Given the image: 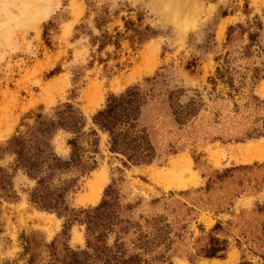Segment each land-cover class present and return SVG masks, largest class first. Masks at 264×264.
I'll use <instances>...</instances> for the list:
<instances>
[{
    "label": "rangeland",
    "instance_id": "374dc122",
    "mask_svg": "<svg viewBox=\"0 0 264 264\" xmlns=\"http://www.w3.org/2000/svg\"><path fill=\"white\" fill-rule=\"evenodd\" d=\"M178 1L0 0V264L80 253L79 212L107 194V246L127 258L264 264V0H188V17L172 20ZM137 86L139 116L120 128L148 163L113 152L94 121ZM66 104L82 128L52 134L68 162L53 186L74 187L67 211L43 210L38 178L3 150ZM212 239L226 250L207 258Z\"/></svg>",
    "mask_w": 264,
    "mask_h": 264
},
{
    "label": "trees",
    "instance_id": "16d2710c",
    "mask_svg": "<svg viewBox=\"0 0 264 264\" xmlns=\"http://www.w3.org/2000/svg\"><path fill=\"white\" fill-rule=\"evenodd\" d=\"M143 100L138 86L129 88L118 96H111L106 107L94 118L95 123L109 133L111 150L121 152L128 162L148 163L153 159L151 154L142 158L131 143L126 142L127 133L124 134L120 128L121 125L126 126L130 122H136ZM64 108L65 110L56 113V120L46 121L40 116V122L34 131L30 130L25 135L14 137L3 150V154L10 153L16 157L14 164L18 169L22 168L30 176L38 178L32 202L43 210L56 212L68 210L66 198L74 186L63 187L60 184L53 186L55 171L65 170L63 166H68V162L54 153L50 144L51 136L58 128L77 130V133L82 128V116L79 111L70 104H66ZM75 156L76 154L72 153L71 160ZM5 176L4 169L0 167V185ZM114 202L115 200L112 202L111 199L109 201L107 194L99 206L79 212L83 215L79 222L86 226V248L80 253H72L68 260L62 262L63 264H142L141 260H136L134 257L127 258L122 254L117 242L112 248L107 246L106 233L113 225L107 212ZM225 250V246L219 240L212 239L210 246L203 253L207 258H214Z\"/></svg>",
    "mask_w": 264,
    "mask_h": 264
},
{
    "label": "bare ground",
    "instance_id": "6f19581e",
    "mask_svg": "<svg viewBox=\"0 0 264 264\" xmlns=\"http://www.w3.org/2000/svg\"><path fill=\"white\" fill-rule=\"evenodd\" d=\"M192 1L194 2V0H192ZM193 6H196V5L195 4L193 5L188 0H179L178 2H175L174 4H172L171 9L169 10V12H171V10H172L173 14H174V16H173L174 19L172 18V20H180V19L188 17L187 15H189V13L192 11V8H194Z\"/></svg>",
    "mask_w": 264,
    "mask_h": 264
}]
</instances>
